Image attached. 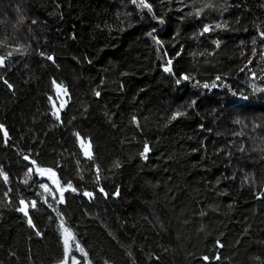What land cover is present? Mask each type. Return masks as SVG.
<instances>
[{"label": "trees", "instance_id": "trees-1", "mask_svg": "<svg viewBox=\"0 0 264 264\" xmlns=\"http://www.w3.org/2000/svg\"><path fill=\"white\" fill-rule=\"evenodd\" d=\"M144 3L0 0V264H264V0Z\"/></svg>", "mask_w": 264, "mask_h": 264}, {"label": "rangeland", "instance_id": "rangeland-1", "mask_svg": "<svg viewBox=\"0 0 264 264\" xmlns=\"http://www.w3.org/2000/svg\"><path fill=\"white\" fill-rule=\"evenodd\" d=\"M36 172L40 180H43V179L48 180V183L50 184V186L53 187L58 192L61 198V196L65 193V190L61 188L56 173L53 171H49L46 169H39V168H36ZM28 206L30 208V205ZM65 229L67 228L63 227V230H64L63 240L64 241H65V238L68 237V233H70L69 231H67L66 233ZM64 246H65V242H64ZM65 249H66V246H65ZM74 251L75 250L73 248V238H72V235H70V237H68V248L66 250V252L68 253V256L64 264H80L81 261L77 260L76 257L73 256Z\"/></svg>", "mask_w": 264, "mask_h": 264}, {"label": "water", "instance_id": "water-1", "mask_svg": "<svg viewBox=\"0 0 264 264\" xmlns=\"http://www.w3.org/2000/svg\"><path fill=\"white\" fill-rule=\"evenodd\" d=\"M55 90H56L58 96L61 97V99L64 101L65 100V96H64L63 86H60V85L56 84L55 85ZM52 105L54 107L55 114L57 115L58 119L60 120L61 117H62V113H61L60 108L57 106L56 102H53ZM88 151H89V148L87 146L84 147L83 152H84L86 158H90L92 156V152L88 153ZM28 208H29V206H28L27 203H22V209H24V211H22V213L25 214V211H27Z\"/></svg>", "mask_w": 264, "mask_h": 264}, {"label": "snow or ice", "instance_id": "snow-or-ice-1", "mask_svg": "<svg viewBox=\"0 0 264 264\" xmlns=\"http://www.w3.org/2000/svg\"><path fill=\"white\" fill-rule=\"evenodd\" d=\"M140 2H141V4L144 6V7H147V8H149V10H151V6L150 5H148V4H146V3H144V0H140ZM209 29L208 28H205L204 29V31L205 32H207ZM3 62H4V60H3V58H0V65H3ZM169 63V65L171 64V61H169L168 62ZM165 71H167V72H170L171 71V68L170 67H165V69H164ZM184 79H189V77H187V76H184L183 77ZM180 81L179 80H177V83H179ZM9 87H11V85L9 84L8 85ZM214 86V85H213ZM204 87H208V85L207 84H205L204 85ZM97 95H99V93H97ZM179 115V114H178ZM58 118V117H57ZM173 118H175V117H173ZM5 135H7V133L5 132ZM149 151V149H148V147L147 146H145V149H144V153L146 154L147 152ZM26 159H27V157H25ZM5 179H7V177H5ZM85 195H92L91 193H85ZM22 203H23V201H22ZM20 211H24V209H20ZM25 215H27V212L25 211ZM29 224H31V220H29ZM67 229H65V232L67 233ZM70 233H68V237H70ZM68 237H66L65 238V246H66V250H67V248H68ZM77 247H78V245H77ZM81 251H83L82 249H81ZM205 259H207V257H205Z\"/></svg>", "mask_w": 264, "mask_h": 264}, {"label": "bare ground", "instance_id": "bare-ground-1", "mask_svg": "<svg viewBox=\"0 0 264 264\" xmlns=\"http://www.w3.org/2000/svg\"><path fill=\"white\" fill-rule=\"evenodd\" d=\"M24 203V202H23ZM28 211V210H27Z\"/></svg>", "mask_w": 264, "mask_h": 264}, {"label": "flooded vegetation", "instance_id": "flooded-vegetation-1", "mask_svg": "<svg viewBox=\"0 0 264 264\" xmlns=\"http://www.w3.org/2000/svg\"><path fill=\"white\" fill-rule=\"evenodd\" d=\"M26 212H28V211H26Z\"/></svg>", "mask_w": 264, "mask_h": 264}]
</instances>
